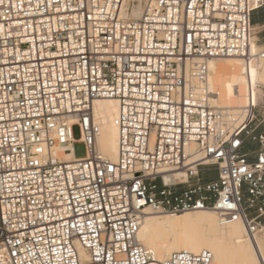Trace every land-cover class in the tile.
<instances>
[{
  "label": "built area",
  "instance_id": "built-area-1",
  "mask_svg": "<svg viewBox=\"0 0 264 264\" xmlns=\"http://www.w3.org/2000/svg\"><path fill=\"white\" fill-rule=\"evenodd\" d=\"M261 10L264 0H4L0 264H151L137 240L146 207L210 211L264 238V84L253 86L248 55ZM234 57L247 96L237 110L208 85V62ZM100 100L118 106L115 161L94 150ZM61 147L73 158L58 160Z\"/></svg>",
  "mask_w": 264,
  "mask_h": 264
},
{
  "label": "bare ground",
  "instance_id": "bare-ground-1",
  "mask_svg": "<svg viewBox=\"0 0 264 264\" xmlns=\"http://www.w3.org/2000/svg\"><path fill=\"white\" fill-rule=\"evenodd\" d=\"M251 37L248 55L252 62L251 78L264 84V54ZM208 85L218 93L216 104L223 108L237 110L247 104L246 84L240 58L213 59L208 62ZM228 79L229 82H224ZM118 106L114 100H100L93 104L92 119L99 127L94 150L104 158L115 161L118 153V131L115 126ZM55 157L66 162L72 159L68 148L54 151ZM188 237H198L204 244L199 251L206 250L212 255V264L223 260L226 264H252L264 258V238L257 234L254 240L245 234L239 222L221 225L210 211H190L181 214H160L146 207L138 233V242L153 255V263L163 261L170 254L188 252ZM260 238V239H257Z\"/></svg>",
  "mask_w": 264,
  "mask_h": 264
},
{
  "label": "snow or ice",
  "instance_id": "snow-or-ice-1",
  "mask_svg": "<svg viewBox=\"0 0 264 264\" xmlns=\"http://www.w3.org/2000/svg\"><path fill=\"white\" fill-rule=\"evenodd\" d=\"M4 4V0H0V5H3ZM2 30V29H0ZM253 81H252V84L253 86L255 85V72H253ZM35 151L37 152H42L43 149H35ZM37 164L40 163L39 160L36 161ZM111 171V169H109ZM241 171H244V169H241ZM141 204L144 203V201H140ZM77 212L79 211V209L76 210ZM72 227H76V225H72ZM184 243L188 244L189 247H190V250L193 251V252H196V259L195 260H189V264H202V259L203 260H207L208 259V256H207V253H204L203 256L201 257V252L199 251V249L206 243H211V242H205V241H202L201 239H199L198 237H188L186 238L184 241ZM37 264H41V262H37ZM122 264H129V262L127 260L123 261ZM209 264H211V261H209ZM217 264H226L225 261L223 260H217ZM252 264H264V258H261L259 260H256V261H253Z\"/></svg>",
  "mask_w": 264,
  "mask_h": 264
},
{
  "label": "rangeland",
  "instance_id": "rangeland-1",
  "mask_svg": "<svg viewBox=\"0 0 264 264\" xmlns=\"http://www.w3.org/2000/svg\"><path fill=\"white\" fill-rule=\"evenodd\" d=\"M261 15H264V10H261L257 14V16L254 15V17H253V23H259L260 22V19L258 17H260ZM252 38L255 39V44L260 47L259 48V51H260L262 49V47L264 46V34H261L259 36V43L258 44L256 43V36H253ZM224 82H227L228 83L229 80L228 79H225ZM72 136H73V139L76 140V141L79 139V129H78V127H76V126L73 127V129H72ZM73 153H74L75 159H83V158H85V147H84V145L82 143H80V142H76L73 145ZM257 239H260V238H257Z\"/></svg>",
  "mask_w": 264,
  "mask_h": 264
},
{
  "label": "crops",
  "instance_id": "crops-1",
  "mask_svg": "<svg viewBox=\"0 0 264 264\" xmlns=\"http://www.w3.org/2000/svg\"><path fill=\"white\" fill-rule=\"evenodd\" d=\"M258 13H259V12H258ZM258 13H257V14H258ZM257 14H256V15H257ZM259 19H260V18H259ZM261 21H262V19H260V22H261ZM260 22H259V23H260Z\"/></svg>",
  "mask_w": 264,
  "mask_h": 264
}]
</instances>
